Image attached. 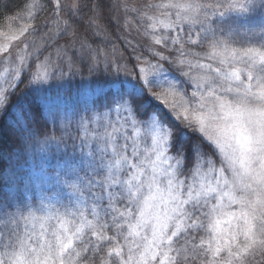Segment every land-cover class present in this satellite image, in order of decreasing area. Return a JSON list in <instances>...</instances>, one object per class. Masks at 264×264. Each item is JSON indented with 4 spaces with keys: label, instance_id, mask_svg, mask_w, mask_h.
<instances>
[{
    "label": "snow or ice",
    "instance_id": "1",
    "mask_svg": "<svg viewBox=\"0 0 264 264\" xmlns=\"http://www.w3.org/2000/svg\"><path fill=\"white\" fill-rule=\"evenodd\" d=\"M0 264H264V0H0Z\"/></svg>",
    "mask_w": 264,
    "mask_h": 264
},
{
    "label": "trees",
    "instance_id": "2",
    "mask_svg": "<svg viewBox=\"0 0 264 264\" xmlns=\"http://www.w3.org/2000/svg\"><path fill=\"white\" fill-rule=\"evenodd\" d=\"M14 3H22L23 0H13Z\"/></svg>",
    "mask_w": 264,
    "mask_h": 264
}]
</instances>
